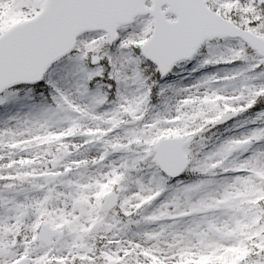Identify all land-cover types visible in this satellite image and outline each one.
I'll return each instance as SVG.
<instances>
[{"label":"snow or ice","instance_id":"1","mask_svg":"<svg viewBox=\"0 0 264 264\" xmlns=\"http://www.w3.org/2000/svg\"><path fill=\"white\" fill-rule=\"evenodd\" d=\"M0 264H264V0H0Z\"/></svg>","mask_w":264,"mask_h":264}]
</instances>
